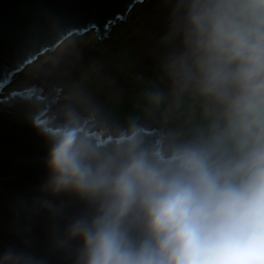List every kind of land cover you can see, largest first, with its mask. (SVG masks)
Instances as JSON below:
<instances>
[{
	"label": "clouds",
	"instance_id": "9594fccd",
	"mask_svg": "<svg viewBox=\"0 0 264 264\" xmlns=\"http://www.w3.org/2000/svg\"><path fill=\"white\" fill-rule=\"evenodd\" d=\"M168 3L122 119L92 77L17 93L46 145L36 211L66 264H264V0ZM0 264L42 261L9 247Z\"/></svg>",
	"mask_w": 264,
	"mask_h": 264
},
{
	"label": "water",
	"instance_id": "95a60500",
	"mask_svg": "<svg viewBox=\"0 0 264 264\" xmlns=\"http://www.w3.org/2000/svg\"><path fill=\"white\" fill-rule=\"evenodd\" d=\"M144 1L0 0V251L14 247L42 264H66L48 247L47 214L36 211L46 145L30 125L32 108L20 101L21 91L7 92V87L72 36L92 32L104 40ZM90 58L74 63L71 78L89 67Z\"/></svg>",
	"mask_w": 264,
	"mask_h": 264
},
{
	"label": "rangeland",
	"instance_id": "374dc122",
	"mask_svg": "<svg viewBox=\"0 0 264 264\" xmlns=\"http://www.w3.org/2000/svg\"><path fill=\"white\" fill-rule=\"evenodd\" d=\"M137 6H140L139 10L128 14L124 22H117L104 40L99 41L92 32L83 37L72 36L54 53L38 57L6 91H22L34 85L43 86L45 82L51 86L57 81L71 82L92 77L88 86L98 89L101 102L122 119L133 110V100L141 87L136 76L154 75L152 50L167 26L170 4L168 0H145ZM88 55L91 56L89 67L82 68L76 77L71 78L74 63ZM97 68L99 79L94 75ZM108 79L115 81L114 87L102 86ZM118 90L122 92L121 96H109L110 91Z\"/></svg>",
	"mask_w": 264,
	"mask_h": 264
},
{
	"label": "trees",
	"instance_id": "16d2710c",
	"mask_svg": "<svg viewBox=\"0 0 264 264\" xmlns=\"http://www.w3.org/2000/svg\"><path fill=\"white\" fill-rule=\"evenodd\" d=\"M139 8H140V6H137V7L134 9V11H136L137 9L139 10Z\"/></svg>",
	"mask_w": 264,
	"mask_h": 264
},
{
	"label": "bare ground",
	"instance_id": "6f19581e",
	"mask_svg": "<svg viewBox=\"0 0 264 264\" xmlns=\"http://www.w3.org/2000/svg\"><path fill=\"white\" fill-rule=\"evenodd\" d=\"M71 38V37H70ZM46 54V53H45Z\"/></svg>",
	"mask_w": 264,
	"mask_h": 264
},
{
	"label": "snow or ice",
	"instance_id": "6c2138e0",
	"mask_svg": "<svg viewBox=\"0 0 264 264\" xmlns=\"http://www.w3.org/2000/svg\"><path fill=\"white\" fill-rule=\"evenodd\" d=\"M56 19H58V18H56Z\"/></svg>",
	"mask_w": 264,
	"mask_h": 264
}]
</instances>
